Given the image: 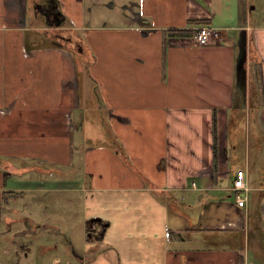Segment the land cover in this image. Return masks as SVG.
<instances>
[{
	"label": "crops",
	"instance_id": "0c3cea01",
	"mask_svg": "<svg viewBox=\"0 0 264 264\" xmlns=\"http://www.w3.org/2000/svg\"><path fill=\"white\" fill-rule=\"evenodd\" d=\"M247 1L127 0L124 25L88 27L75 52L59 30H77L80 0H0V223L14 221L2 209L9 196L74 190L56 180L81 167V190L113 195L148 225L133 241L102 219L119 264H264V21ZM205 25L217 35L198 45ZM256 58L262 102L250 133L232 110L249 96ZM238 169L245 207L233 196Z\"/></svg>",
	"mask_w": 264,
	"mask_h": 264
},
{
	"label": "rangeland",
	"instance_id": "374dc122",
	"mask_svg": "<svg viewBox=\"0 0 264 264\" xmlns=\"http://www.w3.org/2000/svg\"><path fill=\"white\" fill-rule=\"evenodd\" d=\"M80 1V7L74 8L77 10L74 13L78 20L77 30H72L71 24L66 23L63 24L65 28L60 31L65 38L70 37V42L62 43L70 46L75 52L77 44L82 45V41H79L80 36L83 37L88 27L103 24L111 27L124 25L122 18L131 14L127 0ZM110 2L111 5L108 6ZM247 2L253 7L250 8V18L255 23L263 22L264 0ZM250 71L252 73V66ZM251 75H247L248 80L245 79L242 84V87L246 88L245 93L248 90L249 96L244 98L237 115L238 119H243L242 126L248 123L250 133L253 127L259 132L258 107L262 102L253 73ZM247 142L248 148L254 143L253 149H256V155H252L251 162L256 163L260 160L258 156L262 147L261 138L260 140L255 138V142L252 140ZM242 149L244 150V140L240 144V150ZM78 170H81V167L76 169L77 176L74 175L73 178L56 180L59 181L60 189L74 187V190L65 189L49 194L45 191V196L42 194L41 198L35 195L33 197L17 195L11 199L8 195V200L2 205V209L3 212L10 209L9 213L14 221L8 224L4 221L0 223V264H119L117 251L111 248L108 239L100 238L101 231L105 229L102 223L94 222L91 225L95 227L91 229V237H87L89 218L99 215L98 217L111 224L107 233L114 235L119 233L122 237L128 234L129 239L133 241L142 233L138 230L137 224L148 225L136 221L137 216L133 208L126 210L124 204L119 203L113 195L109 198L104 197L103 194L91 197L89 192L81 190L80 182L84 179ZM47 180L55 181L52 178ZM26 185L37 186L34 181ZM12 206H14L13 212ZM250 252L252 256L260 254L253 248ZM120 264H125L124 260Z\"/></svg>",
	"mask_w": 264,
	"mask_h": 264
},
{
	"label": "built area",
	"instance_id": "2783aa9c",
	"mask_svg": "<svg viewBox=\"0 0 264 264\" xmlns=\"http://www.w3.org/2000/svg\"><path fill=\"white\" fill-rule=\"evenodd\" d=\"M216 35L217 32L214 28L205 25L198 27L194 31L192 38L196 44L203 45L207 44ZM232 189L235 203L239 207H245L247 204L249 187L245 181V173L243 169L236 170Z\"/></svg>",
	"mask_w": 264,
	"mask_h": 264
},
{
	"label": "trees",
	"instance_id": "16d2710c",
	"mask_svg": "<svg viewBox=\"0 0 264 264\" xmlns=\"http://www.w3.org/2000/svg\"><path fill=\"white\" fill-rule=\"evenodd\" d=\"M190 22L195 23V24H208L209 23V21H207L205 19L191 20ZM167 33L172 35V36H184V35H189L191 33V30L190 29H168ZM256 60L257 59L253 60L254 62L250 61L251 64H249L250 65L249 68L251 70V66H252V73H253L255 82L258 85V91L260 93V91H262V67H261V63L256 61ZM252 73L250 71V74H252ZM261 100H262V98H261ZM235 107L236 106H234L233 108H235ZM240 109L241 108L239 107L237 110H232L233 111V115H232L233 116V126H235L237 124L243 130L244 126H242V124H241L243 122V119L242 118L238 119V117H237ZM213 128H214V125H213ZM213 131H214V129H213ZM243 136H244V133L240 132V135L238 136L237 141L239 140L240 137H243ZM215 153H216L215 152V146L213 145V155H216ZM214 162H215V159H214ZM102 222H103V220L100 219V223H102ZM87 223H88V221H87ZM89 226H91V224L88 223V227Z\"/></svg>",
	"mask_w": 264,
	"mask_h": 264
},
{
	"label": "water",
	"instance_id": "95a60500",
	"mask_svg": "<svg viewBox=\"0 0 264 264\" xmlns=\"http://www.w3.org/2000/svg\"><path fill=\"white\" fill-rule=\"evenodd\" d=\"M81 50H82V49H81V46H78V51H81ZM244 62H245V56H244V54H243V56L241 57V59L239 60V63H238V68L241 69L242 72H245V71H244V68H243V66H244ZM100 219H101V218H99V217H92V218H89L88 223L92 225L94 222H99ZM107 225H108L107 222L103 223V227H104V228H105ZM91 234H92L91 229L87 230V234H86L87 237H91ZM100 235H101V236L103 235V230L101 231Z\"/></svg>",
	"mask_w": 264,
	"mask_h": 264
},
{
	"label": "flooded vegetation",
	"instance_id": "af4514ba",
	"mask_svg": "<svg viewBox=\"0 0 264 264\" xmlns=\"http://www.w3.org/2000/svg\"><path fill=\"white\" fill-rule=\"evenodd\" d=\"M60 40H62L61 42H64V41H65V42L67 43V42H70V37L66 36V38H65L64 35H63V33H61L60 30H59V41H60ZM79 45H80V44H77V47H78ZM92 227L95 228L94 226H89V227H88V230H89V229H92Z\"/></svg>",
	"mask_w": 264,
	"mask_h": 264
}]
</instances>
